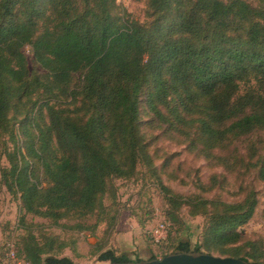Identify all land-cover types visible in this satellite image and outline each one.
Segmentation results:
<instances>
[{
  "label": "trees",
  "instance_id": "16d2710c",
  "mask_svg": "<svg viewBox=\"0 0 264 264\" xmlns=\"http://www.w3.org/2000/svg\"><path fill=\"white\" fill-rule=\"evenodd\" d=\"M116 1L0 0V136L9 133L16 143L5 185L21 193L26 213L55 223L98 216L92 225L73 226L92 232L107 211L105 196L116 195L114 178L132 177L147 157L142 96L151 122H168L187 135L188 121H196L204 143L224 147L264 130V0L256 7L246 0H149L146 23L127 18ZM77 74L81 82L73 85ZM18 119L36 129L25 133L23 145ZM160 185L172 222L188 204L210 220L198 248L181 240L174 252L264 264L256 241L237 231L256 211L254 191L229 203L187 198ZM116 218L93 247L99 261L132 260L108 246ZM15 243L31 264H79L61 254L68 242L40 243L30 234L22 254Z\"/></svg>",
  "mask_w": 264,
  "mask_h": 264
},
{
  "label": "rangeland",
  "instance_id": "374dc122",
  "mask_svg": "<svg viewBox=\"0 0 264 264\" xmlns=\"http://www.w3.org/2000/svg\"><path fill=\"white\" fill-rule=\"evenodd\" d=\"M246 1L254 7L260 4L259 0ZM116 2L127 18L141 23L150 20L149 0ZM25 52L32 60L30 46L25 48ZM81 79V74L75 75L72 84L79 85ZM146 106V96H142L141 128L148 144L147 157L140 158L132 177L114 178L112 183L116 195L114 198L111 194L105 196L107 211L102 214L95 232L73 226L92 225L98 221V216L80 218L71 215L62 217L55 223L51 217L26 213L22 209L21 193L9 190L3 178L4 170L12 166L9 152H14L16 143L11 140L9 133L2 134L0 246L16 241L20 254L32 234L40 243L48 238L68 242L69 245L61 254L79 264H108L109 261H99L97 255L91 253L96 243L106 235L111 226V218L117 216L109 236L106 237L108 246L132 260L162 258L165 254L173 253L181 240H189L192 250L198 248L203 243L204 232L210 223L206 218L207 213L201 207L183 205L177 212L179 220L172 222L169 216L170 204L161 189L162 182L173 192L187 198L229 203L242 201L254 191L258 201L256 211L237 231L242 234L244 241H256L255 247L259 252H264V179L260 175L264 165V130H258L249 137L228 141L221 147L220 144L214 145L211 141L204 143L198 139L196 121H188L187 135L174 127L168 128V122H151L152 116L145 112ZM37 111L41 113L38 106L35 112ZM190 116L195 118L196 114ZM15 127L22 145L27 131H32L33 134L36 132L29 123L20 124V119L15 121ZM203 144L209 150L206 151ZM38 174L40 172L37 170L36 175ZM39 176L41 184L47 185L46 177L42 174ZM165 221L168 224L166 236L158 239L153 235V230ZM213 254L219 255L217 252ZM23 255L18 256L20 263L15 264H31Z\"/></svg>",
  "mask_w": 264,
  "mask_h": 264
},
{
  "label": "water",
  "instance_id": "95a60500",
  "mask_svg": "<svg viewBox=\"0 0 264 264\" xmlns=\"http://www.w3.org/2000/svg\"><path fill=\"white\" fill-rule=\"evenodd\" d=\"M108 264H251L249 261L232 257L220 256L202 251H183L169 253L162 258H151L140 261L109 262Z\"/></svg>",
  "mask_w": 264,
  "mask_h": 264
},
{
  "label": "built area",
  "instance_id": "2783aa9c",
  "mask_svg": "<svg viewBox=\"0 0 264 264\" xmlns=\"http://www.w3.org/2000/svg\"><path fill=\"white\" fill-rule=\"evenodd\" d=\"M167 223L161 222L158 224L153 230V235L158 237V239H162L166 236L167 232ZM20 263L18 259V255L16 252L15 242H9L7 244V249L2 252L0 250V264H15Z\"/></svg>",
  "mask_w": 264,
  "mask_h": 264
}]
</instances>
